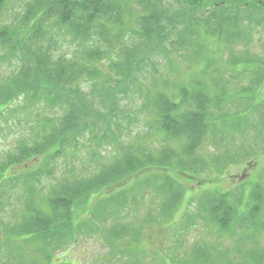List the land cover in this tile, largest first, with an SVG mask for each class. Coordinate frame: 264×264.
I'll use <instances>...</instances> for the list:
<instances>
[{"label":"trees","instance_id":"1","mask_svg":"<svg viewBox=\"0 0 264 264\" xmlns=\"http://www.w3.org/2000/svg\"><path fill=\"white\" fill-rule=\"evenodd\" d=\"M245 1L0 0V141L9 140L11 131L19 132L0 165V212L12 195L5 189L7 184L12 188L14 180L25 178L31 191V198L25 204L20 202L14 219L0 231V246L11 252L13 260L32 264L28 252L41 249L46 264H52L54 249L100 231L93 219L102 216L104 203L138 211V196L144 205L145 196L153 203L143 215L152 224L169 220L186 194L193 192L185 222L176 226L172 238L177 251L170 264H222L226 252L214 240L210 245L190 244L184 233L178 234L197 220L204 226L210 224L219 235H233L244 224L248 234L264 228V207L260 208L264 196L259 190L264 179L259 178L258 167L249 177L253 178L249 184L254 181L253 201L243 211L236 195L196 191L186 181L195 178L199 185L211 181L203 176L212 167L201 151L219 132L235 137L258 127L264 133V121L253 117L256 111H264V59L244 61L236 54L243 42L241 35H248L243 25L258 18V22L264 21V0ZM200 28L211 37L224 38L230 67L237 69L232 71L233 77L240 78V83L249 81L250 86L240 91L249 106L241 112L230 114L233 109L225 99L210 98L199 78L193 80L195 88L189 89L188 77L182 82L180 72L173 70L171 57L178 53L179 58L184 57L180 51L192 48L193 41L195 52L201 53ZM248 46L250 49L251 42ZM244 47L247 49L246 44ZM154 57L168 60L170 67L160 70L163 64ZM222 83L218 79L217 88L225 94ZM105 146L111 151L103 155ZM214 149L221 155L220 147ZM60 166L66 173L57 177L55 169ZM9 169L18 175H11L15 173ZM137 176L143 178L135 181L133 189L138 192L134 196L120 189L92 213L86 210L89 220L75 226V210L82 205L91 207L92 195L113 190ZM149 177L155 181L147 183ZM182 181L189 184L188 189ZM138 229L143 234L146 227ZM114 238L119 241L122 237ZM249 247V240L236 242L227 253L239 256L240 264L244 262L241 255L248 257L245 264H264V253H248ZM14 249L19 250L17 256ZM46 250L53 254L44 253ZM180 252H184L181 260L177 257ZM146 255L141 254L140 259ZM140 259L130 264H144ZM224 264L233 263L226 258Z\"/></svg>","mask_w":264,"mask_h":264},{"label":"rangeland","instance_id":"2","mask_svg":"<svg viewBox=\"0 0 264 264\" xmlns=\"http://www.w3.org/2000/svg\"><path fill=\"white\" fill-rule=\"evenodd\" d=\"M245 2L249 3L250 0H246ZM17 5H19V3H17ZM258 21H260L259 18L253 24H244L242 27V29L248 35H241V39L239 40L243 42H240L241 46H238V52L236 54L238 56H241L240 58L244 61L246 59H264V21ZM242 22L247 23L244 22V20ZM199 32L201 33L199 41L203 45L201 53L197 54L195 52L196 49H194V47L196 43L195 41H193L192 48L188 50L185 48L180 51L184 52V58L179 60V57L181 56L180 53H178L175 57H171L173 70H175L176 68V70L180 72L177 75L179 80H181L182 82H186V79L188 77L186 83L188 84L189 89L195 88L193 86V80L199 78L205 84V91L210 98L218 97L220 100L225 99L227 101L226 104L232 107L230 109H233L228 111L230 114L237 110H240L239 112H241V110H244L247 106H249V103L246 99H240L245 96V94L241 93L240 91H242V88L250 86V84H248L249 81L245 80L240 83V78L233 77L234 74H232V71H234L235 73L237 69L236 66L230 67L229 53L225 49V44L222 42L224 38L211 37L208 33L205 32L204 28L200 29ZM250 42L251 46L249 49L248 45ZM228 44L229 46H231L232 42ZM245 44L247 46V49L246 47H244ZM234 47L235 45L232 46L233 49ZM153 60L163 64L159 67L160 70L165 69V67L169 68L171 65L168 60L161 59L160 57H154ZM211 77H213V81L211 80ZM218 79H221L223 81L221 86L225 85V94H222L221 91H219V89L217 88ZM87 94L89 95V90L87 91ZM93 99H99V97H92V100ZM92 100L91 102L94 108L99 111L100 109L98 105H94V102ZM256 112L257 113L253 115V117H255L258 121H264V111L258 110ZM239 116L241 117L243 115L240 114ZM134 132L135 129L129 133L130 135H132ZM136 132H140V130H137ZM18 133L19 132L11 131L9 140L0 141V165H2L3 163L6 151L11 146V139H15V136ZM124 135L126 137L125 133ZM215 136L216 139L213 141V143L208 142L204 146V149L201 151L202 155L209 157L207 159L210 163V168L212 167L210 171H208L206 174H203V176L208 177V180H211L204 183L203 187L210 185V188H213L211 190L216 191L220 189L221 193L230 192L231 194L236 195L235 198L239 199V203L237 204V206H242L243 211L247 208L246 206H250V204H247V202L249 200L251 202L253 201V193H251V187L242 189L243 187L239 186L241 184V179L239 180L238 178L239 176H242V173H246L248 169L250 173L249 177H253L255 175V167L257 166L258 169H261L259 172L262 173V176L261 173H258L260 175L259 178L263 181L264 133L263 131L258 130L257 127L255 129H248L244 133L239 132L235 135V137H231L225 134V132H219L218 135ZM210 146L220 147L221 155L217 153L214 147ZM110 151L111 148L105 146V148L103 149V155H105L106 153H110ZM229 152L234 155H231L228 160H226L230 155ZM110 155L112 154H109V156ZM84 158L87 157L85 156ZM224 160H226L225 162H227V164L222 167L223 164L221 163H223ZM62 167L63 166H60L59 169H55V175L57 177H61L62 174L64 175L66 173V171H64ZM213 168L215 170H218L219 173L217 171L215 172ZM20 170L22 169H17L19 173ZM17 171L14 169H9L8 172L15 173L11 175H18ZM150 172L153 173V171ZM210 172L213 174H210ZM142 178L143 176H137L133 179H127L124 184L117 185L113 190L105 189L102 190V194L100 196L97 193L90 197L89 202H92L91 207H85L82 205L80 209L77 208L75 210V226H78L85 220H89V218L87 219L85 216L86 210L89 211L91 209L90 212L92 213L97 204L100 205L105 198L114 195L116 192L120 191V189H125V191H128L129 196H134L136 192H138L135 191L137 188L133 189L134 185H136L135 181H139ZM149 178L150 181H147V183H152L155 181V179H153L152 177ZM14 181L15 182H13L12 188L8 184L5 186V189H9L12 195L8 197L10 200L7 201L5 209L0 212V231L5 230L7 224L14 219L15 215L17 214V210L20 207V202L25 204V202L28 201L29 198H31L29 183L25 181V178L24 181L22 179ZM50 181H55V178H52ZM186 181L191 184V186L193 185L192 188L194 187L196 191L202 189V186L199 185V181L195 180V178L190 179V181ZM182 182L184 183L183 185L187 187L186 189H188L189 184L185 183V181ZM244 183L245 181L243 182V184ZM262 184H264V182ZM38 185L41 190H46L45 186H43L42 183ZM233 187H235V189H233ZM259 190L262 191L261 195L264 196L263 185L260 184ZM189 194H193V192L190 191ZM143 201L146 203L145 205L142 203V200L139 199L138 196L137 205L142 209V217H139L138 220H135V218L133 217H129L127 219L128 221L133 222V224L117 223V221L122 219L121 217L117 218L116 221H113V218H111L112 216H118L121 214L119 212L116 213L115 209L111 210L110 206L105 207V212L107 214L111 211H113L114 214L108 216L107 214L101 212L103 213L101 217H99L97 220L93 219V223L97 222L98 226L100 227V231H97V234L93 235L92 237L87 236L81 238V240L76 242L75 245L74 243H71L66 248H58V250L54 249L53 251L55 256L51 260V263L59 264L61 261H63L70 262V264H130L135 259H140L141 254L147 252V255L142 258V260L140 259V261H143L144 264H166L164 259H166L170 264V259L175 256V250L177 251L175 245L172 244V238H175L174 235H176L177 232V223L179 226H181L183 221L182 218L185 215L184 212L187 209H185L184 207L181 210L179 209L178 211L174 210L175 212L172 213L169 220H165L164 222H158L157 220H155L157 222L149 224L145 222L143 215L144 213L150 212L149 209L153 207V203H150L146 196ZM22 203L21 207L23 206ZM263 203L264 197L261 200L260 208L264 207ZM182 206L186 205L183 203ZM196 224H201V222L197 220ZM140 225L146 227L143 234L139 233L138 226ZM209 225L210 224H207L206 226L199 225V227L197 228L194 227L195 229L192 228L188 236L190 235L189 237L192 241H199L198 244L206 242L208 245H210V243H212V241L214 240V244L217 243L216 245L219 247V249L221 248L223 252H226V257H223L224 259L220 260L219 263L224 264V260L227 258V260H230L233 264H240L239 256L227 253V251H229V248H232V246L236 242L238 245L240 243L244 244L247 242V240H249L250 247L248 249V253H264V229H262L259 233L248 234L250 230L247 228V224H244L241 226L243 228H237L239 231L233 235L226 233H224V235H219L214 233ZM207 227L209 229H207ZM243 235L247 236L249 239L246 240ZM115 236H121L122 238L121 240L117 241L114 238ZM2 237L3 235L0 234V240L2 239ZM96 237H98V239ZM38 247L41 248L40 245ZM114 248V256L112 257L110 255L111 251H113ZM18 253L19 250L14 249L13 255L17 256ZM44 253L53 254L52 250H46ZM183 253L184 252H180L178 254L179 256H177L180 258V260ZM28 254L31 255L30 262L32 264H46L47 262V259L45 255H43L41 249H38V251L34 249V251L32 252L29 251ZM0 255V264H19L17 260L12 259L11 252L6 247L0 246ZM74 256L77 258H74ZM241 257L244 261L241 262V264H245L248 260V257L245 258V255H241Z\"/></svg>","mask_w":264,"mask_h":264}]
</instances>
